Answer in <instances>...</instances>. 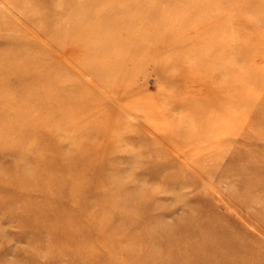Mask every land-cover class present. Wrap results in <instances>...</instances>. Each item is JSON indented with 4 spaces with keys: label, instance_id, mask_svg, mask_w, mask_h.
<instances>
[{
    "label": "rangeland",
    "instance_id": "374dc122",
    "mask_svg": "<svg viewBox=\"0 0 264 264\" xmlns=\"http://www.w3.org/2000/svg\"><path fill=\"white\" fill-rule=\"evenodd\" d=\"M56 1L68 63L0 140V264H264V0H143L185 39L146 48L69 24L129 0Z\"/></svg>",
    "mask_w": 264,
    "mask_h": 264
},
{
    "label": "bare ground",
    "instance_id": "6f19581e",
    "mask_svg": "<svg viewBox=\"0 0 264 264\" xmlns=\"http://www.w3.org/2000/svg\"><path fill=\"white\" fill-rule=\"evenodd\" d=\"M47 1L48 0H39V2L35 1L34 3V0L33 2L27 0L29 4L27 6H24V3H21V0H14V3L10 0H4V3H6V5L9 4L11 9H13V11L16 12L21 18L19 19L18 17L17 19H15V15V18H13V16L6 14V12L2 15V12L4 11L3 9V11L0 13V140H2L3 135H7L8 131L17 129L19 127L20 123L18 122L19 119L17 120V118L19 117V113L22 111L20 110L21 107H24L23 109H25V107H29L28 110H34L35 101L31 100L32 95L29 97V102L26 103V106L24 105V103L21 104L23 96L26 95L27 91H32L33 86L34 88L45 90L50 84L51 79L54 76H57V74L59 73L58 64L62 62L68 63V57L65 56V53H62L64 50L60 51L63 46L56 47L54 45L55 50H50L52 45L50 46L49 44H58L59 41L63 42L64 40L66 42H69L68 39H70L71 36L69 37L67 33L66 36H57L51 33V30H46L48 27H50V29H55V27H58L62 30H68V23L64 22L63 24L61 20L56 19L58 18L56 17V15L58 14L56 10L63 4L58 3L56 0H52L50 2ZM144 2L145 1L143 0H129V2L126 4H122L119 2V4L113 5L111 7L112 12H116L115 14L136 16V18H138L137 23L135 22L136 18L128 21L122 20L121 18V20H109L104 18V21L96 20L95 18L93 19L91 14L95 10V6L97 4L95 3L92 4L89 9H87L88 12L86 13H88V17H83L80 20L75 19V21L69 20V24L76 23V26L78 28V30L76 29V32L78 33L82 31L83 33L90 28L94 29L100 27L104 29L106 27H109V25H113L114 28H119L120 30L129 29L130 31L137 28L141 21V25L147 24L148 33H150L151 35L146 34V31L142 32V35H140L141 32L137 30L139 37L135 38V41L134 38H131L132 34L131 36H125V40H130V43L133 42L131 43L133 44V46L131 45L132 47H145L146 41H151V43H153L152 46L157 47L159 43H164V41L180 43L185 40L184 38H181L179 36L180 30L176 31V33L172 35V37L169 36V33H156L157 29H160L158 28L159 26H162L164 29H167L168 24L162 19L158 21L151 19V17L161 14V6L150 7L149 4H144ZM0 6L2 5L0 4ZM49 9L51 12V17H56L55 21H53L52 18L51 20L46 19V17L48 16L47 12L49 11ZM62 11L65 10L63 9ZM98 13L99 12H97L96 14ZM102 13L104 12L102 11ZM139 17L141 18L139 19ZM28 27L33 28L36 34ZM141 29L144 30L143 27H141ZM94 37L95 39H97L98 35L95 34ZM89 38L90 35H86L73 40L72 36L71 42L75 40L76 41L75 44L71 45V58L75 59L76 55L73 57V54L76 50L77 54L79 49L87 48L86 40H89ZM119 39L121 40V38H113L114 41ZM119 47L122 48L123 53L119 52V54H117L115 58L118 57L117 60L123 62L124 60H126V57L128 55V52H124V50L126 51V49L128 48L127 46ZM103 53L101 52L97 55V60H103V57L105 58L104 60L107 59V57H105V54ZM129 53L131 52L129 51ZM132 55L134 56V54ZM111 57L112 55L109 58ZM146 57H148L147 54H145L144 58ZM111 69L112 67H105V70L101 69L100 71H105L104 74H107L111 72ZM87 71L93 74L92 69H88ZM118 88L119 89H114V91L122 90V88L124 89V86H120ZM135 93L137 92L135 91ZM28 114L30 115L29 112Z\"/></svg>",
    "mask_w": 264,
    "mask_h": 264
}]
</instances>
